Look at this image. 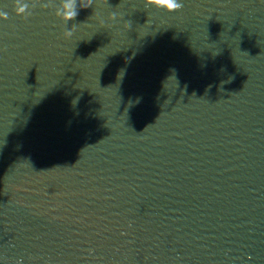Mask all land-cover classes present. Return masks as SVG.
I'll use <instances>...</instances> for the list:
<instances>
[{"label":"water","instance_id":"95a60500","mask_svg":"<svg viewBox=\"0 0 264 264\" xmlns=\"http://www.w3.org/2000/svg\"><path fill=\"white\" fill-rule=\"evenodd\" d=\"M24 2L0 0V264H264V0Z\"/></svg>","mask_w":264,"mask_h":264},{"label":"clouds","instance_id":"9594fccd","mask_svg":"<svg viewBox=\"0 0 264 264\" xmlns=\"http://www.w3.org/2000/svg\"><path fill=\"white\" fill-rule=\"evenodd\" d=\"M94 2L97 5L107 3L108 0H62L61 8L57 11V16L63 20L67 25L70 21L76 19L79 14V11L82 9H87L93 6ZM145 8H157L163 9L168 13H173L179 11L183 4L179 0H144ZM29 3L24 2V0H14L13 10L16 16L22 17L24 20H27L31 16L29 11ZM116 14L112 13L109 19L115 20ZM0 19L7 20L8 13L6 11H0ZM100 26L104 27L105 22L103 20L99 21ZM130 28V24L126 22ZM75 28V25H73ZM73 29H68L63 33L64 39H70L73 36Z\"/></svg>","mask_w":264,"mask_h":264}]
</instances>
